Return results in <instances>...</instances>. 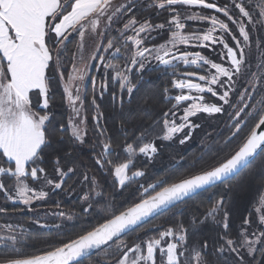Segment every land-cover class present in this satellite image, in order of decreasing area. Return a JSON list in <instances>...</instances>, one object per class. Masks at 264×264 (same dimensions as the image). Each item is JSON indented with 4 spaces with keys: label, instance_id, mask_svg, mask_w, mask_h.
I'll use <instances>...</instances> for the list:
<instances>
[{
    "label": "snow or ice",
    "instance_id": "1",
    "mask_svg": "<svg viewBox=\"0 0 264 264\" xmlns=\"http://www.w3.org/2000/svg\"><path fill=\"white\" fill-rule=\"evenodd\" d=\"M152 71L167 82L141 93ZM57 87L66 122L52 112ZM109 91L119 142L98 103ZM216 119L219 134L205 128ZM198 131V156L148 175ZM84 146L110 185L80 170ZM251 183L258 196L233 227L230 200ZM77 186L79 211L57 200L58 222L41 223L36 206ZM213 189L187 223H148ZM0 197V264H264V0H0ZM8 203L54 230L46 247Z\"/></svg>",
    "mask_w": 264,
    "mask_h": 264
},
{
    "label": "trees",
    "instance_id": "2",
    "mask_svg": "<svg viewBox=\"0 0 264 264\" xmlns=\"http://www.w3.org/2000/svg\"><path fill=\"white\" fill-rule=\"evenodd\" d=\"M143 3V0H140ZM223 3V0H220ZM145 13L149 11V9H143ZM189 24H194V22H189ZM157 42H160L159 38H157ZM120 62V61H114ZM93 74H97L93 72ZM99 75V74H97ZM167 82V78H161L156 72H148L145 74L144 83L141 86V93L151 94L152 92L161 88V86ZM91 83L88 84L89 95L91 94ZM115 86H110V91ZM106 92L104 94L103 99H98V103L101 105V110L105 112V123L109 130L110 134L113 135L117 142L123 139V134L118 128V122L114 120L115 113L111 109V94ZM165 105L160 104V108H164ZM52 112L55 116V122H66L67 117L69 115V109L66 104V101L62 98V88L57 87L55 89L54 95V103L52 106ZM92 109H88V116H89V130L91 132L92 129V121H91ZM223 119V118H221ZM221 119L216 120H208L205 122V128L207 131L212 132L214 129L216 134H219V130L221 127ZM249 129L245 128L244 132L246 133ZM201 132L198 131L197 135L194 137L193 141H191L186 146H180L178 144H172L170 146H166L162 149L161 154L156 158L153 163H149L146 165L147 173L150 177L158 176L162 172H164L169 164L172 162L174 157H178L180 155L185 156V160L187 162L192 161L196 156L200 154L199 152V139H200ZM233 143L232 147H235V143ZM78 157V164L82 165L81 171L88 172L90 175H96L97 178L103 179V181L110 185L111 179L109 177L103 176L102 173L94 166V162L92 159V154L89 151L88 146H84L82 149H79L77 152ZM211 161H209L210 163ZM143 165V158H141V162L138 166ZM192 169L189 167L183 171H191ZM73 184V179H69L65 187ZM136 187V184L133 183L132 186L128 189V192L131 193L133 189ZM79 190V186H77V191ZM109 191H111L109 189ZM220 189H213L209 192H204L195 197L194 199H190L187 201L186 204L180 205L178 208L172 209L171 211L164 212L157 216L156 218L150 219L148 222L150 225H157V226H167L168 224L174 223L177 219H184L187 223L190 221L192 216L199 215V213L203 212L204 208L207 206L209 199L212 197L213 192H219ZM76 193V192H75ZM75 193H65V192H57L55 194H51L50 198L46 202H41L36 206L37 213L41 219V223H54L58 222L56 218L51 216V212L55 211L54 204L57 200H59L62 204L63 210L67 211L70 209H76L77 212L79 211L78 206V199H74ZM258 196V185L256 183H251L248 185L243 191L235 194L230 200V208L233 213L232 216V223L233 227H236L239 224L240 218L244 215H247L249 211H251L252 206L255 202V199ZM117 199L120 200L121 197L118 195ZM4 203L2 197H0V203ZM1 203V204H2ZM9 209V216L13 219H20L22 222L26 223V226L29 228V231L37 235L39 239L35 242L38 248L46 247L43 241L52 240L54 238V230L47 229V228H40L38 225L29 223L31 217L35 216L37 213H30L24 212L23 214L19 213H12L11 209L14 208H21L23 206L10 204L6 205ZM48 214L45 216V214ZM73 223L76 224V228L73 231L80 230V220H75ZM134 233L130 234V236L134 237ZM208 235L206 230H201L197 233L191 235V239L198 240L202 237H206ZM32 251L33 249H28ZM215 259V257H213ZM93 264L96 257H93ZM85 264H88L86 261ZM218 264H230L228 257H221L219 258Z\"/></svg>",
    "mask_w": 264,
    "mask_h": 264
},
{
    "label": "rangeland",
    "instance_id": "3",
    "mask_svg": "<svg viewBox=\"0 0 264 264\" xmlns=\"http://www.w3.org/2000/svg\"><path fill=\"white\" fill-rule=\"evenodd\" d=\"M208 11H211V10H208ZM160 42H162V41H160ZM217 47H219V46H217ZM203 52H204L205 55L209 56L210 58H212V59H217V56H216V53H215V52H212V51L209 50V49H204ZM66 104H67V102H66ZM67 106H68V104H67ZM68 109H69V113H70V107H69V106H68ZM73 198H74V199H78V198H79V190L76 191V193H75V195H74ZM1 203H2V202H1ZM1 203H0V204H1ZM2 204H3V203H2ZM10 204H11V203H10ZM15 205L23 206V205H21V204H19V203L15 204Z\"/></svg>",
    "mask_w": 264,
    "mask_h": 264
},
{
    "label": "water",
    "instance_id": "4",
    "mask_svg": "<svg viewBox=\"0 0 264 264\" xmlns=\"http://www.w3.org/2000/svg\"><path fill=\"white\" fill-rule=\"evenodd\" d=\"M150 219H152V218H150Z\"/></svg>",
    "mask_w": 264,
    "mask_h": 264
}]
</instances>
